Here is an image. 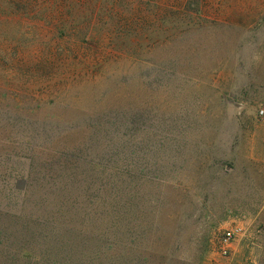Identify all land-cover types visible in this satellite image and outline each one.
I'll return each instance as SVG.
<instances>
[{
	"label": "rangeland",
	"instance_id": "obj_1",
	"mask_svg": "<svg viewBox=\"0 0 264 264\" xmlns=\"http://www.w3.org/2000/svg\"><path fill=\"white\" fill-rule=\"evenodd\" d=\"M261 109L264 0H0V264H264Z\"/></svg>",
	"mask_w": 264,
	"mask_h": 264
},
{
	"label": "built area",
	"instance_id": "obj_2",
	"mask_svg": "<svg viewBox=\"0 0 264 264\" xmlns=\"http://www.w3.org/2000/svg\"><path fill=\"white\" fill-rule=\"evenodd\" d=\"M264 113V109L260 110V114ZM237 230H227L226 232H224L221 240H220V250L222 252L223 255H225L227 252H229L230 246L232 241L235 238V234H236Z\"/></svg>",
	"mask_w": 264,
	"mask_h": 264
}]
</instances>
